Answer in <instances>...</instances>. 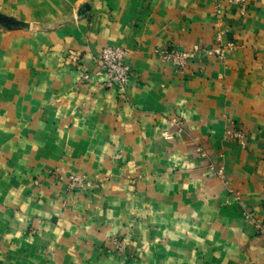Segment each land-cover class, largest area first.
Returning <instances> with one entry per match:
<instances>
[{"label":"crops","instance_id":"0c3cea01","mask_svg":"<svg viewBox=\"0 0 264 264\" xmlns=\"http://www.w3.org/2000/svg\"><path fill=\"white\" fill-rule=\"evenodd\" d=\"M0 12L30 24L0 25V264H264V0L243 13L228 0ZM218 31L233 44L222 58L178 70L155 53L215 46ZM106 45L131 67L124 93L96 74ZM53 171L95 187L68 190Z\"/></svg>","mask_w":264,"mask_h":264},{"label":"built area","instance_id":"2783aa9c","mask_svg":"<svg viewBox=\"0 0 264 264\" xmlns=\"http://www.w3.org/2000/svg\"><path fill=\"white\" fill-rule=\"evenodd\" d=\"M228 1L232 4L237 5L241 13L244 12L245 0ZM215 12L217 16H221L219 6L215 8ZM216 40L217 44L212 47H203L196 44L191 48L185 50L167 48L156 49L155 53L163 61L170 62L176 69L182 70L187 66L188 61L196 56L202 55L222 58L223 48H231L233 46L231 42L227 43L225 46L221 44L219 31L216 33ZM124 54L125 52L121 47L106 45L102 47L97 54L91 56V60L97 68L96 74L104 76L103 85L106 88L116 87L120 93H124L126 91V87L131 75V67L128 62L124 60ZM167 123L169 127H174L176 132H180L182 129L181 121L176 118H169L167 120ZM225 133L226 136L231 140L238 142V144L242 146L245 145L247 134L241 128H238L231 124L226 128ZM171 134L172 132H169V130L167 129H164L161 132L163 138L166 139L171 138ZM209 167L218 175H221L223 173V169L220 166L214 167L213 165H210ZM51 174L58 181H63L64 179H66V188L68 190H78L95 187V184L83 175L70 174L67 177H64L63 175L58 174L54 171L51 172ZM113 242L115 250L121 251L123 249L124 246L122 245L121 241L113 240Z\"/></svg>","mask_w":264,"mask_h":264},{"label":"water","instance_id":"95a60500","mask_svg":"<svg viewBox=\"0 0 264 264\" xmlns=\"http://www.w3.org/2000/svg\"><path fill=\"white\" fill-rule=\"evenodd\" d=\"M89 9V4L83 5L82 13ZM0 25L6 29H29L30 24L13 16H9L0 12Z\"/></svg>","mask_w":264,"mask_h":264}]
</instances>
